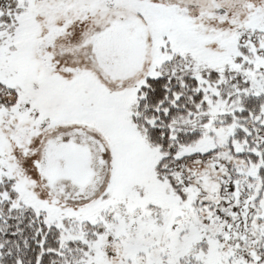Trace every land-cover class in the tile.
<instances>
[{
    "label": "snow or ice",
    "instance_id": "snow-or-ice-1",
    "mask_svg": "<svg viewBox=\"0 0 264 264\" xmlns=\"http://www.w3.org/2000/svg\"><path fill=\"white\" fill-rule=\"evenodd\" d=\"M0 264H264V0H0Z\"/></svg>",
    "mask_w": 264,
    "mask_h": 264
}]
</instances>
